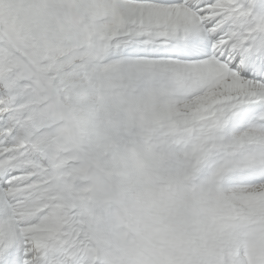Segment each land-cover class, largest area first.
<instances>
[{
  "label": "snow or ice",
  "instance_id": "snow-or-ice-1",
  "mask_svg": "<svg viewBox=\"0 0 264 264\" xmlns=\"http://www.w3.org/2000/svg\"><path fill=\"white\" fill-rule=\"evenodd\" d=\"M0 264H264V0H0Z\"/></svg>",
  "mask_w": 264,
  "mask_h": 264
}]
</instances>
